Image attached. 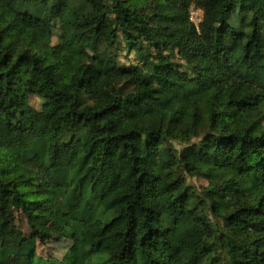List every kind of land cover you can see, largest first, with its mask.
Listing matches in <instances>:
<instances>
[{"label":"trees","instance_id":"obj_1","mask_svg":"<svg viewBox=\"0 0 264 264\" xmlns=\"http://www.w3.org/2000/svg\"><path fill=\"white\" fill-rule=\"evenodd\" d=\"M259 66L264 0H0V206L30 230L16 255L0 218V264H264ZM52 219L61 259L37 254Z\"/></svg>","mask_w":264,"mask_h":264},{"label":"rangeland","instance_id":"obj_2","mask_svg":"<svg viewBox=\"0 0 264 264\" xmlns=\"http://www.w3.org/2000/svg\"><path fill=\"white\" fill-rule=\"evenodd\" d=\"M9 1V0H5ZM237 20L233 18L231 23L235 25ZM56 42V39H53V43ZM241 54L240 50L238 51ZM120 62L122 64L128 65L130 63H134L133 54L128 56L125 53L120 54ZM255 82L257 85L264 88V66H259L257 72L255 74ZM30 105L35 108H40V101L35 97L29 98ZM44 123L51 118L50 115H43ZM196 142V141H194ZM167 146L173 148L176 153L181 151L185 145H182L177 142L170 141L167 143ZM126 160L122 159L120 161L119 168L113 172H110L107 179V184L100 186L99 189L103 190L108 185L112 184L118 174L122 172L126 168ZM23 171L30 173L33 175L36 180L33 182V189L38 190L40 192L43 191L42 183L44 181H48L45 173L35 164H26L23 166ZM177 174H182L180 170L177 171ZM185 177L186 184L193 190L195 196H200L202 194V189L207 185L205 180L190 177L187 174H183ZM210 220L212 227L217 231V233L224 232L223 223L221 220H217L212 217L210 214L207 215ZM0 218H8L11 222V236L2 241V245L8 246L12 248V250L17 255L20 252V241L24 238H27L30 235V230L26 224V220L24 216L20 213V211L15 210L11 207L10 203L4 202L0 206ZM51 238L44 244L41 245L39 242L37 243V254L43 258H58L61 259L64 253L71 247V242L65 239L62 236L63 227L61 224L57 223L54 219H52L51 224L48 227ZM219 254L221 259H224V254L222 250H219ZM10 264H19L15 258L12 259Z\"/></svg>","mask_w":264,"mask_h":264},{"label":"built area","instance_id":"obj_3","mask_svg":"<svg viewBox=\"0 0 264 264\" xmlns=\"http://www.w3.org/2000/svg\"><path fill=\"white\" fill-rule=\"evenodd\" d=\"M189 20L198 28L202 20V12L194 7L189 10Z\"/></svg>","mask_w":264,"mask_h":264}]
</instances>
